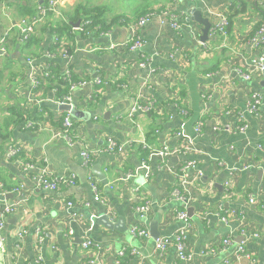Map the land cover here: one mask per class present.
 I'll return each instance as SVG.
<instances>
[{"label": "crops", "instance_id": "crops-1", "mask_svg": "<svg viewBox=\"0 0 264 264\" xmlns=\"http://www.w3.org/2000/svg\"><path fill=\"white\" fill-rule=\"evenodd\" d=\"M38 6L34 0H0V39L7 33L5 51H0V182L9 190L23 185L6 198L14 211L2 230L0 264H90V258L96 255L102 264H116V253L122 248L128 249L124 264H184L177 261L171 247L159 253L152 236L141 238L129 233L134 225L149 228L152 220L158 221L160 236L170 235L182 225L174 215L182 204L169 196L180 182V174L188 181L180 186L188 192L186 210L193 209L186 231L187 248L193 253L191 264H224L226 260L230 264H264V103L257 115L246 114L248 127L244 133L235 131L239 121L234 114L244 109L252 91L264 93V81L255 73L245 81L233 70L264 50L248 43L255 25L264 22V0H124L119 14H129L131 22L124 24L119 19L98 34L83 36L76 32L67 42L71 52L66 58L61 56L62 47L50 50L54 44L51 34L37 35L40 49L31 57L35 58L34 65L29 66L26 58L32 51L23 48L16 24L28 17V8L36 13ZM136 8L165 9L175 15L178 27L170 25L168 15L159 14L137 29L142 47L130 49L124 43L131 35ZM192 8L199 9L211 25L223 14L230 18L226 39L208 36L201 42V25L188 20ZM237 8L241 11L232 16ZM42 24L35 33L40 32ZM32 49L36 50L34 46ZM142 54L151 59L154 72L140 65ZM214 65L218 66L206 71ZM40 66L55 70L57 76L48 81L45 78L40 87H30L28 71ZM66 69L77 80H85L70 92L72 105L82 112L80 118H74V132L85 144H68L60 133L63 110L57 100L69 94V88L59 92L57 81ZM94 77L103 83L92 85L89 79ZM29 89L36 100L32 103L26 100ZM180 90L185 91L182 102L187 117L176 112L175 102H168L176 100ZM92 91L95 93L91 95ZM134 100L141 104L152 100L153 113L167 115L158 122L150 141L146 134L154 124L153 118L140 111L132 113ZM27 119L40 122L42 128L23 127ZM196 121L201 122L198 133L194 131ZM178 130L184 138L175 135ZM108 137L130 144L120 154L109 153L103 150ZM142 138L150 147L190 142L195 151L185 158H193L195 166L176 176L174 168L184 157H172L170 166L161 168L156 166V158L148 159L150 176L145 179L143 170H135L145 161L137 151ZM10 142L21 147L22 159L45 157L53 174L73 173L74 184L59 185L55 191L35 189L30 172L23 170L16 158L6 157ZM83 145L95 151L86 166L80 156ZM96 169L104 174L103 179ZM197 172L201 175L196 176ZM127 173H132L130 179L116 180ZM91 176L99 181L111 203L115 212L112 222L122 216L125 231L98 223L101 215L108 214L106 207L92 198ZM108 183L113 188L108 189ZM249 196L254 199L252 203ZM68 201L73 205L68 206ZM144 201H150L145 221L133 211ZM38 227L43 231L40 243ZM20 231L23 234L18 237ZM225 235L232 238V243L223 247ZM239 237L245 240L249 257L236 256ZM86 238L99 248H83ZM211 248L212 252L200 254Z\"/></svg>", "mask_w": 264, "mask_h": 264}, {"label": "built area", "instance_id": "built-area-1", "mask_svg": "<svg viewBox=\"0 0 264 264\" xmlns=\"http://www.w3.org/2000/svg\"><path fill=\"white\" fill-rule=\"evenodd\" d=\"M5 1V0H3ZM195 1V0H190ZM74 3V0H44L42 5L38 7L37 12L30 16L26 17V19H22L21 21L17 22L16 28L18 29L19 33V41L21 43H25L28 38L35 33V29L38 26L39 23H41L48 12H52L54 14H59L60 10L66 7L71 6ZM264 9V6H263ZM159 14H165L168 15V19L170 22V25L174 28L178 27V23L176 22V17L173 13L168 12L166 10L161 11L160 13H146L142 16H140L132 25H131V35L130 37L125 41L124 45L128 46L130 49H140L143 45V41L140 38V36L137 33V29L141 26H144L146 23H148L153 17L159 15ZM87 24V22L82 23L81 26L77 29L84 30V25ZM227 26H228V17L223 14L219 21L211 25V27L208 30V36L215 37L217 35H221L223 39H226L227 37ZM7 33L0 39V51H5V44L7 41ZM57 40V39H56ZM55 40V41H56ZM248 43L252 45L254 48H260L264 47V22L258 25V27L253 31V33L248 38ZM115 44H112L111 47H114ZM61 56L66 58L69 56L68 51L65 48L60 49ZM50 57H54L53 54H48ZM143 61L140 62L141 66H146L148 68V72L152 73L155 71L154 67L150 65L151 59L144 56L143 54ZM171 57L173 55H170ZM35 58L28 57L26 58V62L29 66L32 64L34 65ZM41 70V71H39ZM235 74H237L239 77H241L243 80H249L251 75L253 73L257 74L261 80L264 81V50L261 52H257L254 55H252L249 58V61L244 63L242 66L237 65L233 68ZM51 70L49 67L45 68L43 66H40L39 68H36L34 70L28 71L27 78L30 82V87H40L45 81V78L52 77ZM62 79L69 83V94H64L60 99L57 100L58 106L61 104H67L72 105L71 103V94L72 90L83 83H85V80H73L72 73L69 69L65 70L64 75L62 76ZM89 82L92 85H97L103 83V81L99 77H94L92 79H89ZM264 91V90H263ZM95 93V91H92L91 95ZM26 100L28 102H34L36 101L31 93V90L29 89V92L26 96ZM264 103V93H260L258 91H252L248 97L247 102L245 103L244 109L242 111L237 110L235 111V117L239 121L238 125L235 127V131L239 133H244L248 127L247 121H246V114L249 115H257L259 113L260 106ZM154 102L148 101L143 104L139 103L138 100L133 101V105L131 107V112H137L140 111L142 113H148L153 110ZM174 108L176 109V112L183 116L187 117L189 115L188 110L184 107H179L178 104H174ZM76 120L71 116L69 111H63L62 117H61V130L60 133L64 135L65 140L68 144H74V142L78 141L82 144H85L81 139L77 138V134L74 132V126H75ZM23 127L33 130H39L42 128V124L38 121H34L32 119H27L25 123L23 124ZM201 122L196 121L194 126V131L198 133L200 131ZM176 136H179L181 138H184L185 135L182 133V130H178L175 133ZM142 147H146L149 149V155L148 159H154L156 158V166L158 168H161L162 166H170V160L172 157H178L182 158L184 157L183 161H181V164L179 166H175L174 168V175H179L178 172H185L186 169L190 167H194L196 164V161L193 158H185L188 156V154L191 151H195L194 146L189 142L185 141L181 145H177L174 147L169 146L166 143H163L159 147H150L145 142V139L142 138V141L140 142ZM128 142H118L117 140L108 137L106 139L105 148L103 150L113 153V154H120L122 151H124L125 147L128 146ZM22 149L19 145L16 143L10 142L7 145L6 148V157L8 159L16 158L17 161L20 162L21 167L23 170L30 172V180L34 186L35 189H41V190H48V191H55L58 189L59 185H72L75 182V175L73 173L67 174V175H56L53 174L52 171L49 169L48 164L46 162V158L42 157L41 159H22L20 158V153ZM95 151L88 149L86 145H83V149L80 151V156L82 159L83 165H88L92 160V154ZM20 158V159H19ZM147 162H141L140 166L136 168L135 170L138 172L140 170H143L144 172V178L147 179L148 176H150V169L149 164ZM249 165L245 166L248 167ZM200 172H197L196 176H200ZM132 176V173H127L123 175L120 178H117L116 180H126L130 179ZM89 182L91 186V190L93 192V200L101 202L106 207V214L108 216L111 215V218L115 219V212L112 209L111 203L108 200L106 196L102 193V190L99 187V181L94 177H89ZM188 181L186 179V175L180 174V182L177 184L170 192L169 196L171 198L176 199L179 201L180 204H182V209H178L174 215L177 219L182 221V225L176 229L173 233L170 235H164L159 236L156 239H154V247L159 253H163L167 248L171 247L174 250L175 258L177 261L184 263V264H191V260L193 258V253L188 250L187 243H186V231L189 227V216L186 210L187 204H188V192H183L180 189V186H184L187 184ZM225 186L229 185V181H225ZM108 189L113 188V185L108 183L105 184ZM23 188V185L15 186L11 190L6 189L4 185L0 182V249H3L4 245V236L2 235V230L5 226L6 219L14 211V205L11 203H8L6 200V196L9 193L16 192ZM138 188H133V191L137 190ZM254 201L253 197L249 196V202L252 203ZM68 206H72L73 203L71 201L67 202ZM85 205H88V202L84 203ZM150 209V201H144L142 204H138L134 206L133 211L138 215L139 218L143 219L144 221L147 219L148 212ZM222 220H226L224 217H222ZM69 234L72 233L71 230L68 231ZM129 233L131 236L134 237H141V238H150V232L149 228L147 226H137L134 225L130 227ZM243 233V232H242ZM23 234V231L18 232V237H21ZM36 235L38 236V242L40 243L43 240V231L40 227L36 229ZM232 243V238L229 235H225L222 240V246L229 245ZM245 240H240L237 244V257L245 256L249 257V254L246 252V249L244 247ZM82 247L83 248H89L97 247V244L94 243L92 240L86 238L82 241ZM127 248H122L116 253V264H124V258L125 254L127 253ZM132 253L135 252L134 249L130 250ZM213 249H203L200 251L201 255H205L207 253L212 252ZM90 264H102L99 260V256H95V258L91 257L89 260ZM28 264V263H26ZM224 264H230L229 260L225 261Z\"/></svg>", "mask_w": 264, "mask_h": 264}, {"label": "trees", "instance_id": "trees-1", "mask_svg": "<svg viewBox=\"0 0 264 264\" xmlns=\"http://www.w3.org/2000/svg\"><path fill=\"white\" fill-rule=\"evenodd\" d=\"M44 0H34L35 5H42ZM42 2V3H41ZM241 5H244V3H242ZM39 7V6H38ZM234 8V7H233ZM232 8V9H233ZM236 8V7H235ZM38 9V8H37ZM165 9H156V8H152L150 9V11H142L138 8L133 10V15L136 17V19L134 18L133 21L137 20L140 16L146 14V13H160L161 11H164ZM241 10L240 8H237L235 10V12L232 13L233 14H237L239 13ZM27 12V16L30 17L32 15H34V10L32 8H28ZM110 12V7H108L105 4H96V3H91L89 0H80L78 2H76L73 6H69L67 8H63L60 10L59 14H54L52 12H48L45 19L42 21V27L40 28V32L38 33H33L28 40L24 43L23 48L25 50L32 51V55H30L29 57H33L37 55V49L39 48V42H40V37H38L39 35H42L44 33H49L54 37V44H52L50 46V50L53 51L54 48L56 49V47H65V49L68 51V53L71 52V48L68 45V40L69 39H74L75 35L77 34L76 32H79L80 35H87L91 32H96V34L100 33V32H106L107 30L110 29V27L119 19L123 22L124 24H128L129 22L132 21V18L129 16V14H125V13H117L114 14L110 19H107V15ZM80 20V26L82 23L87 22V24L84 25V30H79V29H75L73 28V25L76 21ZM229 24L231 19L228 18ZM228 24V26H229ZM259 24V23H258ZM258 24L255 25L254 29L255 30L258 27ZM227 26L226 29H229V27ZM253 33V32H252ZM251 33V34H252ZM250 34V35H251ZM38 35V36H37ZM249 35V36H250ZM218 37L221 35H217ZM216 36V37H217ZM222 37V36H221ZM35 47L36 50L32 49V47ZM40 49V48H39ZM57 51V50H56ZM54 53V52H52ZM218 65H214V67L208 68L206 69V71L208 70H212L215 69ZM51 74L53 75L52 78L47 79V81L49 79H54L55 76H57V72H52ZM73 80H77V78L72 75ZM58 83V90L59 92L63 91L67 92L68 88H69V83L66 82L65 80L61 78H59V80L57 81ZM185 95V91L180 90L179 96L178 98H176V100H169L168 102H175L178 104L179 107H184L185 109H187V107H185V105L183 104V98ZM149 115L152 116L153 118V126L152 128H150L149 132H147L146 134V139L148 141H150L149 139L152 137H154L152 134H154V131L156 129V127H159L158 122L159 121H164L167 117L166 116H157L153 113V111L148 112ZM21 118H17V121H21ZM25 123V121H24ZM60 125H61V120H60ZM138 155L140 158H143V160L147 161L148 160V155H149V150L145 149L142 147V145L140 144L138 146ZM41 159V158H40Z\"/></svg>", "mask_w": 264, "mask_h": 264}, {"label": "water", "instance_id": "water-1", "mask_svg": "<svg viewBox=\"0 0 264 264\" xmlns=\"http://www.w3.org/2000/svg\"><path fill=\"white\" fill-rule=\"evenodd\" d=\"M189 21H193L196 23H199L201 25V35H200V41L204 42L208 39V30L211 27V23L209 22V19L207 17L202 16V13L199 9L196 8H192L190 10V16L188 18ZM80 24V20L76 21L73 25L74 28H78ZM59 109L63 110V111H69L71 116L75 119L80 118V115L82 114L81 111L77 110L74 105H67V104H61L58 106ZM177 157H174L173 160H176ZM97 167V166H96ZM96 173L99 175L100 178H104V174H102L100 172V170L96 169ZM218 186L220 187L221 185L218 184ZM7 198V196H6ZM187 213L189 216H192L193 214V209L192 207L187 208ZM113 219H111V217L108 218V216L106 215H101L98 219V223L104 225L105 227L111 228V229H117L118 231H125L126 230V226L124 224V218L122 216L118 217V219L116 220V222H112ZM157 226H158V221L156 220H152L150 222L149 225V232L150 235L156 239L157 237L160 236V232L157 230ZM239 241L242 239L241 237H239ZM238 241V242H239Z\"/></svg>", "mask_w": 264, "mask_h": 264}, {"label": "rangeland", "instance_id": "rangeland-1", "mask_svg": "<svg viewBox=\"0 0 264 264\" xmlns=\"http://www.w3.org/2000/svg\"><path fill=\"white\" fill-rule=\"evenodd\" d=\"M89 1L91 3H96V4H100V5L105 4L108 7H110V12L107 15V16H110V17H112L114 14L119 13L120 6H121V4L124 3V0H89ZM228 24H229V21H228ZM177 184H179V183H177ZM172 199H174V198H172ZM174 200H176V199H174ZM180 209H182V208H180Z\"/></svg>", "mask_w": 264, "mask_h": 264}, {"label": "clouds", "instance_id": "clouds-1", "mask_svg": "<svg viewBox=\"0 0 264 264\" xmlns=\"http://www.w3.org/2000/svg\"><path fill=\"white\" fill-rule=\"evenodd\" d=\"M80 25V24H79ZM75 29H77V28H75ZM54 39V38H53ZM55 41V40H54Z\"/></svg>", "mask_w": 264, "mask_h": 264}]
</instances>
